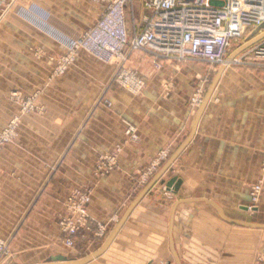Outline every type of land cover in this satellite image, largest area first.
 Segmentation results:
<instances>
[{
    "label": "crops",
    "instance_id": "1",
    "mask_svg": "<svg viewBox=\"0 0 264 264\" xmlns=\"http://www.w3.org/2000/svg\"><path fill=\"white\" fill-rule=\"evenodd\" d=\"M136 3L138 15L134 7L133 13L139 19L143 10L140 0ZM103 9V4L92 0H16L8 8L0 6V129L18 113L9 92L32 94L50 69L48 60L37 58L34 50L41 45L46 54L64 51L52 39L32 38L31 31L22 39V30L33 29L23 14L33 13L47 28L78 36L96 23ZM126 57V63L145 79L140 96L109 84L113 64L80 52L69 71L46 85L38 97L44 113L23 116L16 140L0 151V224L5 228L4 222L10 221L15 227L13 251L35 264L51 256L59 239L57 221L65 213V197L74 189L90 191V226L114 229L153 178L140 184L139 174L164 150L167 156L159 172L189 140L135 204L113 248L135 232L142 246L136 252L166 247L171 252L169 218L172 206L179 202L171 237L174 256L180 261L193 258L195 251L206 252L207 245L214 246L213 238L224 233L237 241V252L229 253L228 264H246L247 257L264 264V228L207 232L199 229L191 214L203 212L197 203L211 206L205 202L209 200L228 218L244 221L239 213L245 212L247 184L259 177L264 157V69L223 68L218 84L207 87L206 101L195 106L188 97L201 77L212 76V67L172 59H159L161 65L156 67L152 56L128 53ZM168 78L175 85L166 92L162 83ZM129 124L137 129L134 142L124 134ZM116 146L121 149L115 169L106 176L95 175L99 157ZM173 178L181 180L177 191L166 187ZM259 206H264V195ZM90 231L81 234L89 237ZM81 234L77 241L84 238ZM247 249L252 250L249 256Z\"/></svg>",
    "mask_w": 264,
    "mask_h": 264
},
{
    "label": "rangeland",
    "instance_id": "2",
    "mask_svg": "<svg viewBox=\"0 0 264 264\" xmlns=\"http://www.w3.org/2000/svg\"><path fill=\"white\" fill-rule=\"evenodd\" d=\"M15 1L16 0H0V6L5 9L11 6ZM92 1L96 3H101L95 0ZM136 6V0H133V7L136 8ZM138 10L139 7L136 8L137 15ZM102 15L103 13L99 16L96 23L91 28L83 32V34H80L78 36H71L64 35L61 30L47 28L45 23L37 19V17H35L33 13L25 12L23 14V17L26 19L27 23L32 24L33 29L22 30V39L28 38L31 31V33H33V36L31 35L32 38L36 40L52 39L59 45L63 46L64 51L46 54L45 50L42 48L41 45H39V47L34 50L33 53L37 58L44 56L48 60L50 64V69L45 73V77L43 78V84L39 86L32 94L23 95L16 90H12L9 92V100L15 102L18 105V113L13 115L7 121L5 126L0 129V151L16 140L21 123V118L23 116L27 114L42 115L44 113V105L38 101V97L42 94L46 85L50 84L52 80L62 77L69 71L71 66L75 63L76 58L80 52H84L90 55L92 58L103 64H113L114 71L109 81L110 85L116 86L120 89H124L133 96H140L143 93L146 84L145 79L140 73L137 72L135 68H132L128 62L126 63L128 57L125 56L124 58H120L119 56H115L112 58V60L103 61L95 57V55H93L90 51L86 50L83 47L74 48V44L78 43V41L84 38L87 33L91 32L94 29V27L101 19ZM126 16L130 25L137 23L133 11H128V14L126 13ZM258 41L259 40H256L254 43L250 44L246 48L240 49V47L247 42L246 35L242 34V36L236 38L231 42L230 47L225 56L226 61L220 64L212 65L203 61L192 59H184L179 61L176 59H172L176 63L191 61L195 64H204L206 66L212 67V76H205L204 78L201 77L200 80L197 81L196 85L198 87H195L193 94L188 97V103L193 104L195 106L201 105L207 95V87L210 85L215 86L218 84L219 78L223 72V68L231 67L234 69L255 71L264 69V65H257V62L252 60L249 53V51L254 47L256 43H258ZM70 53H72V57L70 59H67V56L70 55ZM135 53L143 56H152L150 53L140 49H135L131 52V54ZM233 57H235L237 61L231 64L228 61L231 60V58ZM121 65H124V68H127L128 70L134 71L140 78H142V80L144 81V86L141 88V90L135 92L114 81V77L116 73L120 70ZM162 85L165 86L164 88L166 92H168L169 90H171L172 86L175 85V82L173 78H168V80H165ZM204 95L205 97H203ZM129 125L126 126L125 132ZM130 126L135 128L136 138L130 139L128 136H126L125 132L124 134L128 141L134 142L138 138L137 129L134 125ZM120 149V146H116L111 152L99 157L94 170L95 175L106 176L115 169L118 160L117 154L119 153ZM163 153H166V151L161 150L157 154L155 159L152 161V163H150V165L146 168V170L139 174L138 180L140 184L145 183L152 177H154L159 167V164L166 158L165 157L163 159ZM113 154L115 155L114 162L113 159L110 161L108 157L111 156L113 158ZM111 165L112 167L110 168ZM246 191L247 202L243 208L245 212L239 213L241 214L240 216H242L243 220L246 222L264 223V206H259L264 195V157L262 160V167L259 177L254 181L248 182ZM79 193L87 194L88 196V201L85 206L87 216L84 225L80 227L74 235H69L67 232L64 231L62 223L67 218H75L77 216L76 212L74 211V204L77 202L78 196L80 195ZM89 202L90 191L88 189H74L65 197V213L57 221L59 228L58 242L55 243L54 251L50 253L51 256L48 255V257L43 258L42 260H39L36 263H43L47 261L80 260L91 256L104 246L114 229L109 230L105 228V225L103 224L94 227L90 226L88 217ZM195 206H198V208H204L203 212L200 211V209L198 210V212L196 210L191 212V214L197 213L195 217L192 214V221L198 224L200 230L204 228V230H207V232L208 230L217 232L219 230L227 228H243L225 222L213 207H208V205H206L204 202H200L199 204L197 203L195 204ZM8 208L9 207H7V209ZM4 224L5 228L3 227L2 222L0 224V232L2 233V231L5 230V234L0 235V264H35L31 262L28 257L25 258L21 254H15V252L13 251V247L11 246L15 227L11 226L10 221H6L4 222ZM85 229L91 230L89 232V237H84V233L81 234L82 231ZM261 232L263 233L264 231ZM80 234L83 235L84 238L77 241L76 238L80 236ZM139 237L140 236L136 235L135 232H130L129 236H126L123 241L119 243L116 247L113 248L112 242L109 248L103 254H101L97 258H94L87 264H177V261H179V264H228L229 253L237 252V249L234 248L237 242L236 239L234 238L235 240H233V237H228V235L225 236V234L222 233V236L213 238V247L207 245L204 248L206 252L195 251L193 252V258H183V260L180 261L178 258H176V256L172 255V253L168 250L167 247L164 248V251L159 252L157 251V249L148 253L136 252V250L142 248V246L139 245V240L137 241V239H140ZM67 239L70 240V243H67ZM206 239L211 241V237H206ZM248 243L249 242H247V245ZM249 244L253 245V243ZM250 251L252 250L247 249V256L252 253H250ZM259 260L260 259L251 260L247 257L246 264H256L257 262H259ZM261 261L262 260H260V262Z\"/></svg>",
    "mask_w": 264,
    "mask_h": 264
},
{
    "label": "built area",
    "instance_id": "3",
    "mask_svg": "<svg viewBox=\"0 0 264 264\" xmlns=\"http://www.w3.org/2000/svg\"><path fill=\"white\" fill-rule=\"evenodd\" d=\"M95 1L104 4L103 15L94 29L74 44V48L83 47L103 61L112 60L115 56L124 58L133 50L140 49L155 58L156 67L160 65L159 59H192L220 64L226 61L225 56L233 40L242 34L250 35L264 24V0H140L143 13L132 25L127 20L126 8L133 11V0ZM263 32L264 29L260 30L255 37ZM257 40L249 53L252 60L262 66L264 35ZM236 61L233 57L228 62ZM114 81L135 92L144 86L142 78L124 65H121ZM125 134L130 139L136 138L135 128L130 125ZM166 156L163 153V159ZM108 157L115 161L114 154L113 158ZM87 201V194H80L74 204L77 216L62 223L69 235H74L84 225ZM67 243H70L69 239Z\"/></svg>",
    "mask_w": 264,
    "mask_h": 264
},
{
    "label": "water",
    "instance_id": "4",
    "mask_svg": "<svg viewBox=\"0 0 264 264\" xmlns=\"http://www.w3.org/2000/svg\"><path fill=\"white\" fill-rule=\"evenodd\" d=\"M264 29V24H262L261 26L255 28L251 34L249 35L247 42L240 47V49H244L247 46H249L250 44L254 43L257 39H259L260 37H262L264 35V32L259 34L258 37H255V35H257L259 33L260 30ZM239 49V50H240ZM209 95V94H208ZM207 96L204 100V102L206 101ZM189 140H187L186 142H184L182 144V146L168 159V161L164 164V166L161 168V170L159 172H157L154 177L149 181V183L141 190V192L134 198V200L131 202V204L129 205V207L127 208V210L124 212L123 216L120 218V220L118 221L116 227L114 228V230L112 231L109 239L107 240V242L104 244V246L102 248H100L98 251H96L94 254H92L91 256H88L84 259H80V260H69V261H47V262H43V263H38V264H87L88 262L92 261L94 258H97L98 256H100L101 254H103L111 245V243L113 242L114 238L116 237V235L118 234V232L120 231V229L122 228L124 222L126 221L127 217L129 216L131 210L133 209V207L135 206V204L141 199V197L160 179V177L166 172V170L170 167V165L176 160V158L179 156V154L181 153V151L184 149V147L187 145ZM181 185V180L177 179V178H173L170 182L167 183L166 187L168 190H172V191H177L179 189ZM181 202V201H180ZM205 202L209 205H211L221 216V218L230 224H235L238 226H242V227H247V228H264V224H259V223H250V222H244V221H237V220H232L230 218H228L223 211L221 210V208L209 201V200H205ZM178 203H175L172 208H171V213H170V218H169V242H170V250L172 252L173 255H175V251L173 249V242H172V237H171V230H172V225H173V219H174V213L176 210V207ZM177 264H179V261H177Z\"/></svg>",
    "mask_w": 264,
    "mask_h": 264
}]
</instances>
